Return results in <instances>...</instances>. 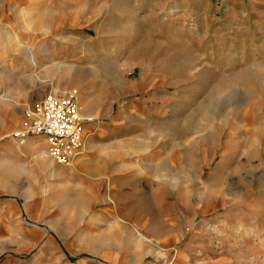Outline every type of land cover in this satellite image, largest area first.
<instances>
[{"label":"rangeland","instance_id":"obj_1","mask_svg":"<svg viewBox=\"0 0 264 264\" xmlns=\"http://www.w3.org/2000/svg\"><path fill=\"white\" fill-rule=\"evenodd\" d=\"M54 90L71 166L13 138ZM0 264H264V0H0Z\"/></svg>","mask_w":264,"mask_h":264},{"label":"built area","instance_id":"obj_2","mask_svg":"<svg viewBox=\"0 0 264 264\" xmlns=\"http://www.w3.org/2000/svg\"><path fill=\"white\" fill-rule=\"evenodd\" d=\"M32 115L29 128L13 134L17 146L24 147L32 139L42 140L49 160L60 166H71L85 153L90 133L74 91L49 92Z\"/></svg>","mask_w":264,"mask_h":264},{"label":"crops","instance_id":"obj_3","mask_svg":"<svg viewBox=\"0 0 264 264\" xmlns=\"http://www.w3.org/2000/svg\"><path fill=\"white\" fill-rule=\"evenodd\" d=\"M30 144H31V142H29ZM32 144H33V142H32ZM36 144H39V143H36ZM35 144V145H36ZM28 146H29V144H28ZM32 147V149H31V152H32V156H35V158H36V160H39V161H41L43 164H44V166H46L47 164L45 163V161L48 159L46 156H45V154H44V152H45V149H43V150H35L34 149V144L31 146ZM41 154V156H39ZM34 158V157H33ZM46 164V165H45ZM49 166V165H48Z\"/></svg>","mask_w":264,"mask_h":264},{"label":"bare ground","instance_id":"obj_4","mask_svg":"<svg viewBox=\"0 0 264 264\" xmlns=\"http://www.w3.org/2000/svg\"><path fill=\"white\" fill-rule=\"evenodd\" d=\"M30 51H31V50H30ZM31 56H32L31 61L34 63V62H35V59H34L33 54H32ZM44 154H45V156L48 158V156H47V154H46V151L44 152ZM39 156H41V154H40ZM48 159H49V158H48Z\"/></svg>","mask_w":264,"mask_h":264}]
</instances>
